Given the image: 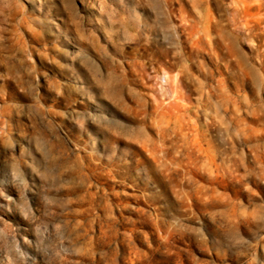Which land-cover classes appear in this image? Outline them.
<instances>
[{"label": "rangeland", "instance_id": "1", "mask_svg": "<svg viewBox=\"0 0 264 264\" xmlns=\"http://www.w3.org/2000/svg\"><path fill=\"white\" fill-rule=\"evenodd\" d=\"M0 264H264V0H0Z\"/></svg>", "mask_w": 264, "mask_h": 264}]
</instances>
